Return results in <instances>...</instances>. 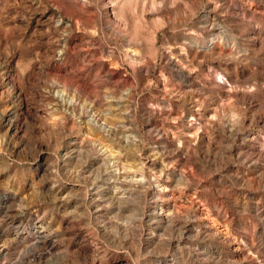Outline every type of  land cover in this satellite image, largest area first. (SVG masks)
<instances>
[{"label": "rangeland", "instance_id": "1", "mask_svg": "<svg viewBox=\"0 0 264 264\" xmlns=\"http://www.w3.org/2000/svg\"><path fill=\"white\" fill-rule=\"evenodd\" d=\"M0 264H264V0H0Z\"/></svg>", "mask_w": 264, "mask_h": 264}, {"label": "bare ground", "instance_id": "2", "mask_svg": "<svg viewBox=\"0 0 264 264\" xmlns=\"http://www.w3.org/2000/svg\"><path fill=\"white\" fill-rule=\"evenodd\" d=\"M102 124H103V123H102ZM106 126H107V125H106ZM115 169H116V170L114 171V173L117 174V175L120 174V169H119V168H115ZM135 178H136V177H135ZM135 180H136V181H140V179H134V181H135ZM136 181H135V182H136Z\"/></svg>", "mask_w": 264, "mask_h": 264}]
</instances>
